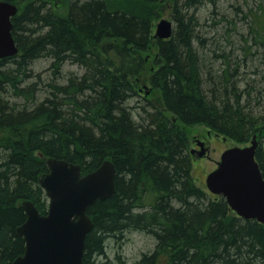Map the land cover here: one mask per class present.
<instances>
[{
  "label": "trees",
  "instance_id": "trees-1",
  "mask_svg": "<svg viewBox=\"0 0 264 264\" xmlns=\"http://www.w3.org/2000/svg\"><path fill=\"white\" fill-rule=\"evenodd\" d=\"M7 1L19 6L12 18L19 52L0 58V264L25 252L16 231L27 219L22 202L33 201L43 214L49 209L39 178L50 157L80 164L83 174L106 159L117 168L115 193L88 211L94 227L84 264H132L108 253L130 232L156 241L133 264H264V223L240 217L197 183L182 127L204 125L240 143L254 135L264 141V116L245 110L251 89L232 80L246 55H235L232 68V51L221 50L227 66L208 77L196 9L216 0H172L169 39L155 37L154 29L155 6L165 0H138L131 9L109 0H66L62 8L59 0ZM256 13L250 12L249 34L260 55L264 15ZM153 44L147 81L163 107L146 98L137 108L131 101L142 96ZM43 57L51 59V77L28 82ZM67 62L84 72L60 75ZM263 145L256 156L264 175Z\"/></svg>",
  "mask_w": 264,
  "mask_h": 264
},
{
  "label": "water",
  "instance_id": "water-1",
  "mask_svg": "<svg viewBox=\"0 0 264 264\" xmlns=\"http://www.w3.org/2000/svg\"><path fill=\"white\" fill-rule=\"evenodd\" d=\"M18 11L17 4L0 0V58L19 52L12 20ZM172 34L173 22L162 19L155 35L167 39ZM258 145L254 135L250 145L226 149L206 184L240 217L264 223V175L256 157ZM204 153L202 148L200 155ZM47 164L49 171L39 182L49 198V210L42 214L33 201L22 203L27 219L16 231L26 248L12 264H84L86 240L94 227L88 211L96 201L115 193L117 168L111 159L87 174L80 164L65 158L50 157Z\"/></svg>",
  "mask_w": 264,
  "mask_h": 264
},
{
  "label": "rangeland",
  "instance_id": "rangeland-1",
  "mask_svg": "<svg viewBox=\"0 0 264 264\" xmlns=\"http://www.w3.org/2000/svg\"><path fill=\"white\" fill-rule=\"evenodd\" d=\"M59 2L61 3V8L66 4V0H59ZM109 2L111 3V6L127 9L133 8L134 5L137 6L139 3L138 0H109ZM216 2L217 3L213 5L210 1H206L202 6L196 9V14L200 22L199 32L200 35H202L201 41L205 43V48H207L205 52L207 54L204 53V56L206 55L205 62L207 65L208 77L210 75H221L222 71L227 66L226 59L228 58L218 56L219 54H222L221 50H225L226 52L232 51L233 55L230 56L229 59L234 56L233 61L237 59L235 55H239L238 58L241 60L246 55L240 69H238L236 78H233L232 80L239 78L241 80L240 85H242V88L248 87L249 90L251 89V95L248 96L245 94L243 97V102L246 106L245 110L251 112L255 117L261 118L264 116V54L258 55V53L255 55L257 46L252 43L251 34H249V32L252 23L250 12H262L264 15V0H216ZM155 7L157 15L154 19V29L156 33L157 24L162 19H169L173 21V23L175 21L172 14V0L161 1ZM234 23H236V26ZM245 38H248L251 41L248 42ZM152 46L153 49L147 52L149 63L144 74L146 79L140 82L139 92L143 97L139 96L133 98L131 101V105H135L137 108L144 104V99L146 98L151 100L155 105L163 107L162 99L158 90L153 89L147 81L151 69H153V63L157 53L155 44ZM234 67L235 64H233L232 68ZM32 69L35 76L30 78L28 82L32 83L33 81H37L39 78L38 75L42 77L44 82H48L53 73V70L51 69V59L43 57L35 60ZM83 70L84 67L82 68L76 63L67 62L63 66L60 75L68 77L70 72L79 75L84 72ZM182 127L190 137V150L196 146L195 137L208 136L210 140L208 134L209 128L207 126L195 125ZM219 137L215 136L209 141L212 150L209 156H202L200 158L197 155L193 156L191 153L194 160L193 173L196 181L200 186L206 189H208L206 177L218 166V161L221 160L222 153L225 149L233 146L249 145L252 140L240 143L232 138H227L226 136L221 137V139H219ZM260 143H264L262 138L259 140V144ZM113 245L114 243H111L108 246V253L111 258H113L116 253L120 252L122 257L128 263L133 264L140 259L143 253L152 251L156 246V241L153 237L143 232H130L123 244H120L119 246L116 245V247H113Z\"/></svg>",
  "mask_w": 264,
  "mask_h": 264
},
{
  "label": "flooded vegetation",
  "instance_id": "flooded-vegetation-1",
  "mask_svg": "<svg viewBox=\"0 0 264 264\" xmlns=\"http://www.w3.org/2000/svg\"><path fill=\"white\" fill-rule=\"evenodd\" d=\"M209 136H210V140L208 138V136H204V137H195V144L196 146L192 148L191 153L193 156L197 155L200 158L202 156H209V154L212 152L211 150V143L209 141H211L213 139V137L217 136L219 137V135L217 133H212L211 130H209L208 132ZM219 139H221V137H219ZM223 139V138H222ZM217 141V140H215ZM201 145H203L204 149H205V153L200 156V152L199 150L201 149Z\"/></svg>",
  "mask_w": 264,
  "mask_h": 264
},
{
  "label": "bare ground",
  "instance_id": "bare-ground-1",
  "mask_svg": "<svg viewBox=\"0 0 264 264\" xmlns=\"http://www.w3.org/2000/svg\"><path fill=\"white\" fill-rule=\"evenodd\" d=\"M251 25H252V23H251ZM251 25H250V28L252 27ZM237 61H239L238 58L235 61H233L232 63L236 64Z\"/></svg>",
  "mask_w": 264,
  "mask_h": 264
}]
</instances>
